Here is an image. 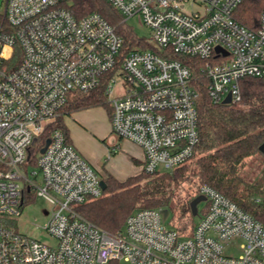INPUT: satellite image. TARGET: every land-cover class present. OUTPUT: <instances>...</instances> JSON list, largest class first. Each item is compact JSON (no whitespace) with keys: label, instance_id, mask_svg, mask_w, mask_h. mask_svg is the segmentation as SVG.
Returning <instances> with one entry per match:
<instances>
[{"label":"built area","instance_id":"built-area-1","mask_svg":"<svg viewBox=\"0 0 264 264\" xmlns=\"http://www.w3.org/2000/svg\"><path fill=\"white\" fill-rule=\"evenodd\" d=\"M70 1L4 2L0 264H264V222L207 185L197 194L205 197L206 212L189 236L168 228L160 209L138 210L122 231L110 234L77 210L102 197L103 178L61 130L52 131L34 167L27 163L29 147L63 116L69 99L104 81L112 132L141 148L142 172L177 170L199 140L198 94L184 60L202 62L213 103L230 95L231 104H238L240 80L264 81V8L258 26L248 28L235 18L244 0H105L123 22L136 18L150 31L151 42L145 41L154 50L124 52L112 25L96 13L76 18ZM32 195L51 206L42 229L54 245L14 228ZM231 247L238 256L225 253Z\"/></svg>","mask_w":264,"mask_h":264},{"label":"trees","instance_id":"trees-1","mask_svg":"<svg viewBox=\"0 0 264 264\" xmlns=\"http://www.w3.org/2000/svg\"><path fill=\"white\" fill-rule=\"evenodd\" d=\"M67 8L76 18L92 13L103 17L123 38L124 52L135 47L154 50L133 33L123 22L120 13L105 0H71ZM263 8L264 0H244L235 18L248 28H256ZM0 26L7 30L3 14L0 15ZM18 56L17 50L13 60ZM184 61L192 69V87L198 94L196 109L199 140L191 157L194 158L193 167L187 165L190 159L172 173L150 175L142 172L144 177L138 175L123 182L106 175L103 178L106 188L102 197L79 206L77 210L88 221L110 234L122 231L127 217L138 210L166 209L172 214L173 221L170 223L173 228L189 236L194 228L189 204L202 185L224 195L256 220L264 221V199L256 196L258 188L246 183L239 175L245 160L260 153L258 148L264 143V81L253 77L244 78L239 81L241 101L238 104H215L207 92L208 81L201 73L202 62L195 59ZM104 86L103 81L88 93L74 95L63 108L62 115L94 107H104L109 111ZM56 129L61 130L70 142L61 116L29 147L28 165L35 166L40 150ZM189 178H194L195 191L188 194L184 201L178 199L177 205H174L175 188L185 181L189 182ZM205 212L206 207L202 214ZM178 220L182 222L181 228L176 225Z\"/></svg>","mask_w":264,"mask_h":264},{"label":"rangeland","instance_id":"rangeland-1","mask_svg":"<svg viewBox=\"0 0 264 264\" xmlns=\"http://www.w3.org/2000/svg\"><path fill=\"white\" fill-rule=\"evenodd\" d=\"M4 2L5 0H0V15L4 12ZM126 25L130 27L133 31V33L140 39H144L148 42H151V34L147 27H145L143 24H141L136 18L130 19ZM116 91L119 90L118 87L115 89ZM238 107H242L241 105H238ZM79 112V111H78ZM73 112L71 113L74 115ZM109 111H107L104 107H94L83 110L84 118L83 120L78 121L85 129H87L89 132L91 131L92 125H96L99 128H102L103 123L107 121L110 127V134L111 136L118 139V136L112 132L110 119H109ZM66 116L65 121H71V116ZM92 135L94 137V133L92 132ZM114 145V144H113ZM113 145L111 144V140L107 139H99L98 145L95 147H89L93 150V152H98V150L104 149L108 150L110 156H114L116 154V158L113 161L114 162V169L118 170L121 173L128 172V170H132L131 172H136L135 170H139L137 166H132L131 162L129 161V158H124L125 153H122L121 155V149L115 146L113 148ZM76 149V148H75ZM77 151V149H76ZM78 152V151H77ZM79 153V152H78ZM80 154V153H79ZM120 155V156H119ZM80 156L85 160V158L80 154ZM119 156V157H118ZM122 156V157H121ZM192 158L187 165H189L190 168L193 167V160ZM86 161V160H85ZM87 162V161H86ZM88 163V162H87ZM89 164V163H88ZM91 165V164H89ZM92 166V165H91ZM92 168L96 171L99 177H102L101 173L97 171L96 168L92 166ZM142 169V167H141ZM140 169V170H141ZM263 169H264V160L261 153L255 154L249 158H247L242 165L239 175L240 177L248 184L258 188L259 193L256 195L259 199H264V175H263ZM139 170V171H140ZM190 174V173H187ZM142 175V172L140 174ZM136 175V176H138ZM194 178H189V182H183L178 187L175 188V198L173 199V204L177 205L178 199L180 201H184L187 199L188 194H190L192 191H195V185H194ZM206 207V202H201L197 205L198 214L197 216L193 217V224L196 225L198 223V220L200 218V215L202 214V211ZM51 206L48 204L44 199L36 196H30V198L24 203V205L21 207L20 215L16 217L13 221L14 228L16 230L30 238H33L37 241L43 242L47 245H54V240L46 233L44 229H42L46 222L48 221V218L50 216ZM161 216L164 220L165 225L168 228H173V225L170 223V221H173L172 214L170 211H167L166 209H161ZM264 222V221H262ZM179 220L176 222V225L178 227H182ZM225 253L229 256H238V249L236 247H231L229 249L225 250ZM123 264V263H122Z\"/></svg>","mask_w":264,"mask_h":264},{"label":"crops","instance_id":"crops-1","mask_svg":"<svg viewBox=\"0 0 264 264\" xmlns=\"http://www.w3.org/2000/svg\"><path fill=\"white\" fill-rule=\"evenodd\" d=\"M78 112V111H76ZM72 114H65L62 116V120L66 118V116H70ZM84 113L83 110L79 111L78 113H74L71 116V121L63 120L65 124L68 134L70 143L73 145L74 148L85 158V160L91 164L94 168L97 169L104 178L106 175L112 176L119 182H123L130 177H134L142 172V164H143V152L139 146L136 144L120 139H116L115 137L111 136L110 134V127L109 124L106 122L103 123L102 128L97 127L96 125H92L91 131L94 133V137L92 132H89L85 129L78 121L83 120ZM81 122V121H80ZM99 139H107L111 140V144L113 148L117 146L121 149L122 153H125L124 158H129L131 165L139 167L140 170H135L136 172L132 173V170H128V172L121 173L118 170L114 169V160L116 158V154L114 156H110L108 150L101 149L98 152H93V150L89 147H96L99 143ZM120 156V155H119ZM118 156V157H119ZM122 157V156H121Z\"/></svg>","mask_w":264,"mask_h":264},{"label":"water","instance_id":"water-1","mask_svg":"<svg viewBox=\"0 0 264 264\" xmlns=\"http://www.w3.org/2000/svg\"><path fill=\"white\" fill-rule=\"evenodd\" d=\"M216 51H219V48H216ZM222 104L223 105H230L231 104V98H230V95H227L226 98L222 101ZM50 140L47 139L46 142H45V145L44 147L40 150V153H44V151L46 150L48 144H49ZM259 152L262 154L263 153V144H261L258 148ZM100 186L102 188V190L104 191L105 188H106V184L105 182L102 180L100 182ZM205 201V197L203 196H197L195 197L189 204L190 206V212H191V215L194 217V216H197V205L201 202H204Z\"/></svg>","mask_w":264,"mask_h":264}]
</instances>
